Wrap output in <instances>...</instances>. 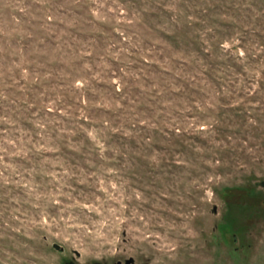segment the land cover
<instances>
[{"label": "rangeland", "instance_id": "rangeland-1", "mask_svg": "<svg viewBox=\"0 0 264 264\" xmlns=\"http://www.w3.org/2000/svg\"><path fill=\"white\" fill-rule=\"evenodd\" d=\"M131 258L264 264V0H0V264Z\"/></svg>", "mask_w": 264, "mask_h": 264}, {"label": "water", "instance_id": "water-1", "mask_svg": "<svg viewBox=\"0 0 264 264\" xmlns=\"http://www.w3.org/2000/svg\"><path fill=\"white\" fill-rule=\"evenodd\" d=\"M55 248L59 249L60 247L58 245H55ZM117 264H122V262H119ZM125 264H134V259L131 258V259L127 260Z\"/></svg>", "mask_w": 264, "mask_h": 264}, {"label": "trees", "instance_id": "trees-1", "mask_svg": "<svg viewBox=\"0 0 264 264\" xmlns=\"http://www.w3.org/2000/svg\"><path fill=\"white\" fill-rule=\"evenodd\" d=\"M241 192H247V191L246 190H241ZM234 203L239 204L237 199H236V202H234Z\"/></svg>", "mask_w": 264, "mask_h": 264}]
</instances>
